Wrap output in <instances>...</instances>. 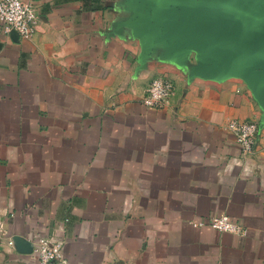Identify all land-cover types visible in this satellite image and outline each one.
<instances>
[{"label": "crops", "instance_id": "crops-1", "mask_svg": "<svg viewBox=\"0 0 264 264\" xmlns=\"http://www.w3.org/2000/svg\"><path fill=\"white\" fill-rule=\"evenodd\" d=\"M147 1L32 0L31 40L0 24V264H38L16 236L63 242L67 264H264L262 105L197 75V46L148 50ZM158 77L170 108L143 103ZM232 119L260 124L250 159ZM224 214L246 236L191 225Z\"/></svg>", "mask_w": 264, "mask_h": 264}, {"label": "water", "instance_id": "water-1", "mask_svg": "<svg viewBox=\"0 0 264 264\" xmlns=\"http://www.w3.org/2000/svg\"><path fill=\"white\" fill-rule=\"evenodd\" d=\"M131 26L146 31L148 50L172 39L177 52L185 45L199 47L206 63L197 75L244 79L264 110V0H182L179 5L148 0ZM12 241L19 253L34 252L23 237Z\"/></svg>", "mask_w": 264, "mask_h": 264}, {"label": "built area", "instance_id": "built-area-1", "mask_svg": "<svg viewBox=\"0 0 264 264\" xmlns=\"http://www.w3.org/2000/svg\"><path fill=\"white\" fill-rule=\"evenodd\" d=\"M36 20L37 10L32 0H0V24L6 32L16 31L22 39L31 40ZM174 95L173 83L167 78L158 77L151 81L143 103L153 109L170 108ZM227 130L234 135L241 149L242 159H250L256 151L260 124L256 121L232 119L227 125ZM191 225L194 228H212L239 237L247 234L246 228L227 214L192 222ZM9 246L15 248L12 240ZM63 251V242L42 237L36 242L33 253L38 264H67Z\"/></svg>", "mask_w": 264, "mask_h": 264}]
</instances>
